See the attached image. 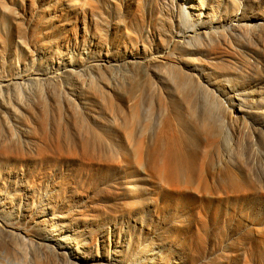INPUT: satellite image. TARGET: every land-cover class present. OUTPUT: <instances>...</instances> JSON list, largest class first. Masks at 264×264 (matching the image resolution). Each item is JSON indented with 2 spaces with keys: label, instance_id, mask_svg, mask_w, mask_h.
<instances>
[{
  "label": "rangeland",
  "instance_id": "obj_1",
  "mask_svg": "<svg viewBox=\"0 0 264 264\" xmlns=\"http://www.w3.org/2000/svg\"><path fill=\"white\" fill-rule=\"evenodd\" d=\"M0 1L54 18L73 54L95 39L92 61L115 65L62 83L86 106L62 120V156L0 167L35 188L50 177L39 188L76 254L264 264V0Z\"/></svg>",
  "mask_w": 264,
  "mask_h": 264
},
{
  "label": "bare ground",
  "instance_id": "obj_2",
  "mask_svg": "<svg viewBox=\"0 0 264 264\" xmlns=\"http://www.w3.org/2000/svg\"><path fill=\"white\" fill-rule=\"evenodd\" d=\"M23 2L26 8L29 4ZM29 9L21 16L0 1L2 21L12 18L9 25L1 22L4 30H0V167L36 162L42 167L62 156V120L73 115L79 123L86 109L82 97H70L62 83L77 88L88 75L101 71V66L104 71H113L115 66L108 55L103 61H92L93 51L86 49L96 47L95 39L88 45L84 42L83 49L73 54L70 35L56 38L55 25H59L55 19ZM37 18L40 28L35 29ZM7 168H0V264H100L76 254L80 246L75 247L73 235L64 224L57 225L59 217L50 213L52 198L44 202L43 188H39L50 177L44 172L48 180L35 188L26 174ZM44 187L48 189L49 184Z\"/></svg>",
  "mask_w": 264,
  "mask_h": 264
}]
</instances>
